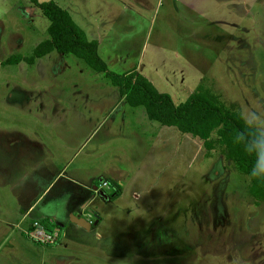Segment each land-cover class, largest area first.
<instances>
[{"label": "rangeland", "instance_id": "1", "mask_svg": "<svg viewBox=\"0 0 264 264\" xmlns=\"http://www.w3.org/2000/svg\"><path fill=\"white\" fill-rule=\"evenodd\" d=\"M54 1L99 37L111 71L136 69L177 104L203 86L264 129V0H243L247 20L237 27L223 7L229 0L220 25L207 24L198 5L176 12L169 0L123 9L113 0ZM49 23L30 0H0V264H264V202L221 146L209 152L150 120L74 54L4 63L31 55ZM70 161L77 181L93 178L109 196L96 194L75 215L92 230H74L71 216L62 226L27 215ZM77 193L65 195L66 209L80 203Z\"/></svg>", "mask_w": 264, "mask_h": 264}, {"label": "trees", "instance_id": "2", "mask_svg": "<svg viewBox=\"0 0 264 264\" xmlns=\"http://www.w3.org/2000/svg\"><path fill=\"white\" fill-rule=\"evenodd\" d=\"M30 1L50 22L48 37L35 47L31 55L11 56L5 64L22 61L34 64L54 51L76 55L93 70L104 72L126 102L132 107H143L149 119L203 140L209 152L221 146L237 170L248 177V193L258 204L264 202V177L251 175L257 156L247 150L248 141L259 129L250 125L235 105H226L218 95L203 86L177 104L170 94L159 91L149 78L136 69L123 73L111 71L99 54V41L90 39L66 8L54 0ZM213 134L217 136L216 140Z\"/></svg>", "mask_w": 264, "mask_h": 264}, {"label": "crops", "instance_id": "3", "mask_svg": "<svg viewBox=\"0 0 264 264\" xmlns=\"http://www.w3.org/2000/svg\"><path fill=\"white\" fill-rule=\"evenodd\" d=\"M130 1L131 0H113L112 5L115 7L119 3L121 6H123L122 7V9H123L126 6L125 3L126 2L129 3ZM140 1H142V0H137V2H140ZM226 1H228V0H169V4H170V8L175 9L176 12L179 11V9H183V8H185L187 11H189L191 9L193 10V8H195V6L198 5V8L204 10V15L207 17H210V18H208L209 22H207V24L220 25L221 21L225 22L226 20L224 19L225 18L224 15H221V14L217 15V11L221 7V4L225 5ZM229 1H233V3L227 5L226 7L225 6H223V7L228 8L229 11H231V13H234L236 15V18H235V16H233L234 19H233V17H231V19L233 20L232 22H235L234 23L235 27H237L238 25H243L244 21L247 20V18L244 21L240 20L241 17H244V16H242L244 14L241 13V10H243V11L245 10V3H243V0H229ZM196 2L198 4H196ZM208 8H210V10L213 12L212 13L208 12L206 14L205 10ZM122 9H119V10H122ZM178 16H180V15H178ZM246 17H249V16L247 15ZM115 20L119 21L116 18H112V22H114ZM190 20H191V18H190ZM187 21H189V20H187ZM110 24H113V23H110ZM96 25L97 24L94 23L95 28H96ZM99 25H101V22H99L98 26ZM109 29H112L111 25H110ZM112 31L116 32V29H114ZM190 34L194 35V33H190ZM93 39L99 40V44H100L99 37L94 36ZM52 54H49V55H52ZM49 55H47V56H49ZM120 97H121V100H125V98L122 97L121 94H120ZM143 117L145 119L146 116L144 115ZM147 117H148V115H147ZM71 162L72 161H70L66 166L62 167V171L53 179V181L50 184H48L47 187L45 186L42 189L41 196L38 198L37 201H35L28 208L27 215L32 214L33 217H35L36 215L34 214V212H38V215L42 218H45L47 221H51L54 218V219H56V222L59 225L63 226L64 223L66 222V220L70 216L73 218V216H75V215L76 216L80 215L82 211H84L85 209L88 208V203L85 201H87V200L93 201L95 199H99L98 196H96V194H100L105 199H107L109 197L108 195L106 196V192L104 189H101V188H98L97 186H95V185H97L96 183H94L95 179L92 178L91 180L89 179L85 182L81 181L83 183H80L79 181H77L76 175H75L76 173L74 172L75 173L74 174L73 172L72 173L69 172V170L71 168V164H70ZM39 164H40V162H39ZM49 181H51V180H49ZM61 181H63L62 182L63 185L59 184V186H57L58 183ZM90 184H93V185H91V187H90ZM54 188L59 189L55 195L56 198L48 199L49 193ZM68 190H71V191H68ZM79 190L80 191L83 190V198L80 199V203L73 209L72 208L70 210L66 209V202H69L70 199L67 201V198L65 197V195L72 193V195L77 196L78 195L77 192ZM101 192H103V194H101ZM94 211L95 210H90L91 213H94ZM94 214L98 219L101 217V215H99L98 212H97V214L96 213H94ZM48 218H49V220H48ZM30 228H31V225H30ZM72 228L74 230H76V229H83L84 227L82 228L81 226L80 227L79 226H73ZM89 228H91V230H92L94 227L90 224ZM85 229L87 230V228H85Z\"/></svg>", "mask_w": 264, "mask_h": 264}, {"label": "clouds", "instance_id": "4", "mask_svg": "<svg viewBox=\"0 0 264 264\" xmlns=\"http://www.w3.org/2000/svg\"><path fill=\"white\" fill-rule=\"evenodd\" d=\"M256 117L253 115L249 121L250 125L254 123ZM247 150L255 152L257 156L256 164L252 168L251 175L254 177H264V129H260L252 134L247 144Z\"/></svg>", "mask_w": 264, "mask_h": 264}, {"label": "water", "instance_id": "5", "mask_svg": "<svg viewBox=\"0 0 264 264\" xmlns=\"http://www.w3.org/2000/svg\"><path fill=\"white\" fill-rule=\"evenodd\" d=\"M101 194H103V192H101ZM73 222L78 224V226H81V227H84L87 229L90 227V223L83 218H77V217L73 216Z\"/></svg>", "mask_w": 264, "mask_h": 264}]
</instances>
